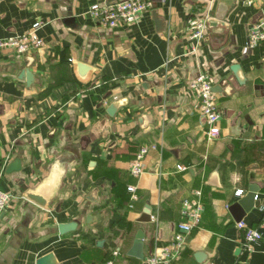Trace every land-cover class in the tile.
I'll use <instances>...</instances> for the list:
<instances>
[{
  "label": "crops",
  "instance_id": "crops-1",
  "mask_svg": "<svg viewBox=\"0 0 264 264\" xmlns=\"http://www.w3.org/2000/svg\"><path fill=\"white\" fill-rule=\"evenodd\" d=\"M95 1L105 0H0V37L39 20L45 40L24 54L0 48V189L10 193L0 264H36L48 252L53 264H141L174 236L183 199L199 187L201 226L172 264H264V40L248 44L261 0H155L140 20L113 27L90 15ZM206 14V36L192 39L189 18ZM200 71L214 75L223 113L212 139L190 85ZM152 142L134 178L130 162ZM16 159L21 168L8 171ZM251 186L259 205L241 204L237 220L230 205ZM147 203L152 217L141 221ZM239 221L263 232L252 251ZM141 226L144 258L128 253Z\"/></svg>",
  "mask_w": 264,
  "mask_h": 264
},
{
  "label": "built area",
  "instance_id": "built-area-1",
  "mask_svg": "<svg viewBox=\"0 0 264 264\" xmlns=\"http://www.w3.org/2000/svg\"><path fill=\"white\" fill-rule=\"evenodd\" d=\"M154 2L155 0L95 1L90 5L88 12L99 23L113 27L119 24H131L140 20L144 12L152 8ZM261 2V16L250 26L248 32V44L252 47L264 40V0H261ZM208 23V14L191 16L188 21L189 36L197 41L203 39L206 36ZM41 25L42 21L38 20L25 32L0 37V48L11 47L19 54H24L34 48L44 46L45 40L38 32ZM190 85L200 98L201 112L207 125L206 134L210 139L215 138L221 132L220 121L223 116L218 101V91L215 90V77L208 71H200ZM153 148H157V143L152 142L141 145L131 160L130 174L134 178H139L145 172V158L150 149ZM187 167L186 164H178L179 169ZM127 187L131 191L132 199H139L136 183H129ZM256 198H258L257 194ZM9 199L10 193L0 189V216ZM204 211L203 188L199 187L194 190L191 196L183 199L182 218L177 223L174 236L147 255L141 264H172L176 262L183 254L194 230L201 226ZM238 223L245 227L243 238L240 240L242 249L252 251L255 243L263 237V232L259 226H248L243 221ZM119 252L120 250L117 248L113 251V255H117ZM114 262L111 258L108 259L107 264H114Z\"/></svg>",
  "mask_w": 264,
  "mask_h": 264
},
{
  "label": "water",
  "instance_id": "water-1",
  "mask_svg": "<svg viewBox=\"0 0 264 264\" xmlns=\"http://www.w3.org/2000/svg\"><path fill=\"white\" fill-rule=\"evenodd\" d=\"M73 16H68L65 18L66 21L73 20ZM157 20V23H160V21ZM232 72L237 76L238 80L242 82V78L239 75V72L241 70V65L240 63H234L231 66ZM26 75L28 82L32 81L34 78V73L32 70L27 67L24 70H22V76ZM229 78V76H228ZM215 90L218 91V89L215 86ZM21 168V163L19 159H16L14 162L10 163L8 166V171H13L15 169H20ZM256 187L251 186L249 192L246 194L245 198L240 199L237 202H234L233 204L230 205V210L235 213V217L237 220H242L243 217V211H240L241 204L245 205L246 203H250V201H254L253 203L256 205H259V202L256 200ZM26 196L37 203H39L42 206H46L47 200L45 197L39 193L33 192V191H26ZM236 211V212H235ZM152 217V205L150 203H147L144 212L142 216L140 217L141 221H148ZM76 221H71V222H62L60 224V229L62 232L73 229L76 226ZM144 237H145V230L144 226H141L136 234V238L134 240L133 245L131 248L128 250V253L131 255H135L139 258H144L145 257V252H144ZM200 259V258H199ZM204 258L200 259L201 261ZM54 263V253L53 252H48L40 257H38L36 264H53Z\"/></svg>",
  "mask_w": 264,
  "mask_h": 264
}]
</instances>
